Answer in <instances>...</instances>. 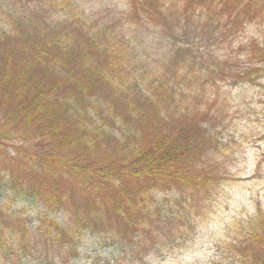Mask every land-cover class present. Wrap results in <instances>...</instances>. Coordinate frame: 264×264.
I'll use <instances>...</instances> for the list:
<instances>
[{
  "label": "trees",
  "instance_id": "16d2710c",
  "mask_svg": "<svg viewBox=\"0 0 264 264\" xmlns=\"http://www.w3.org/2000/svg\"><path fill=\"white\" fill-rule=\"evenodd\" d=\"M86 2L0 0V264L178 263L219 174L208 152H235L217 125L250 108L242 90L264 96V0H128L144 19L185 15L196 37L163 62ZM255 248L221 261L264 264Z\"/></svg>",
  "mask_w": 264,
  "mask_h": 264
},
{
  "label": "rangeland",
  "instance_id": "374dc122",
  "mask_svg": "<svg viewBox=\"0 0 264 264\" xmlns=\"http://www.w3.org/2000/svg\"><path fill=\"white\" fill-rule=\"evenodd\" d=\"M127 2L128 0H87L86 3L91 15L94 14L93 19L99 20L98 24L101 28L110 26L119 40L124 35L123 38L130 41V47L133 48V51L141 53L147 51L153 62L160 58V61L163 62L162 57L165 60L168 57L173 60L176 56L174 49H176L177 43L184 46L190 42L188 40L195 39L196 36L193 37L192 31H188L185 36L183 34L186 21L184 14L179 21H176L177 12L175 11L174 18L167 16L169 19H173L175 23L168 19L162 21L156 16L151 19H144L142 11L138 7L133 9L127 7L129 6ZM180 5L177 9L180 8ZM167 13L166 11L164 15ZM171 34L177 38L176 41L171 37ZM188 35L191 38L188 37L187 39ZM225 46L223 43L222 48L225 49ZM228 51L231 50L228 48ZM197 61L199 62L198 59ZM219 89L223 94V98H221L223 100L221 101L222 108L227 106L224 98H228L229 87L221 81ZM241 92L239 101H251L250 108L245 109L244 105H240L235 115L232 111L228 112L229 116L225 117V122L219 127L217 123L222 118L220 116L221 108H219V112L213 114V116H217L215 123L219 134L224 138L223 141L226 142V139H229L228 142H230L232 136L235 138V152L226 159L218 157L219 154L216 156L214 153L211 154V151L208 152L207 158L216 160L215 172L219 174L212 182L214 187L209 194V201H206L204 208L198 212L201 217L200 220L198 218L197 220L201 223L196 229V235L185 246L184 250L181 249L182 256L179 257V262L176 263L175 260L178 256V249H174L173 256L175 255V257L166 260L168 264H209L213 260V263L220 264V262L224 263L221 261L224 258L226 260V258L231 259L233 255L253 253L254 250H257L256 245L258 248L264 247V96L259 98V93L256 94L257 90H242ZM231 119H234L233 127L229 126ZM236 126L238 127L236 128ZM223 128L225 129L223 130ZM218 161L223 162V164H219ZM255 168L258 169V172L255 171ZM0 171V178L8 177V171L4 167H0ZM222 172L226 174H222ZM197 188L191 189L189 194L193 197L192 205L197 201L194 195L198 192ZM2 194L5 196L4 193ZM166 196L168 199L174 198L169 197V195ZM183 196L181 197L183 198ZM211 200L212 202H210ZM17 205L15 202L13 209ZM259 205L263 217L257 215ZM29 210L35 214L36 210L44 212L45 208L38 204L36 208L32 206ZM230 239L233 240L234 244L228 245ZM174 244L179 246L177 239ZM237 260L238 256L235 261ZM97 262L95 259L89 260L85 264H106L103 260Z\"/></svg>",
  "mask_w": 264,
  "mask_h": 264
}]
</instances>
